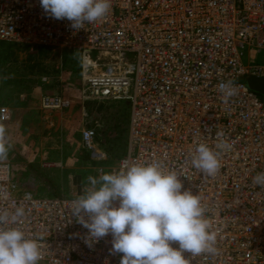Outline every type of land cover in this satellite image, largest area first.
Segmentation results:
<instances>
[{
	"label": "built area",
	"instance_id": "1",
	"mask_svg": "<svg viewBox=\"0 0 264 264\" xmlns=\"http://www.w3.org/2000/svg\"><path fill=\"white\" fill-rule=\"evenodd\" d=\"M111 2L106 18L77 31L45 13L40 0H0V42L77 52L82 99L127 103L126 152L109 174L159 162L201 197L218 251L185 253L189 264H264V186L253 182L264 172V98L245 84L264 77V66L243 63L246 52L254 60L264 50V0ZM92 53L106 62L91 60ZM229 80L238 88L225 98L219 85ZM68 106L58 96L40 99L45 110ZM11 116L0 107V122ZM95 133L82 129L81 146L102 160ZM220 140L232 146L221 152L220 172L208 177L192 156L200 143L215 148ZM36 194L19 188L11 167L0 164V211L25 210L20 223L0 227L39 238V264H120L111 234L86 243L88 229L72 214L80 195Z\"/></svg>",
	"mask_w": 264,
	"mask_h": 264
},
{
	"label": "clouds",
	"instance_id": "2",
	"mask_svg": "<svg viewBox=\"0 0 264 264\" xmlns=\"http://www.w3.org/2000/svg\"><path fill=\"white\" fill-rule=\"evenodd\" d=\"M40 4L45 13L67 19L77 31L106 18L112 7L111 0H40ZM219 88L229 98L238 86L229 80ZM231 146L225 140L215 148L200 143L192 166L215 177L222 167L221 152ZM10 148L6 130L0 126V164L8 160ZM88 182L84 194L72 202V214L88 229L90 246L111 234L112 251L123 254L120 264H189L185 253H217L216 232L201 197L184 189L177 174L165 171L159 162L135 164L99 178L89 176ZM253 182L264 186V172ZM24 216L23 207L0 211V225H16ZM42 259L39 238H29L18 227H0V264H39Z\"/></svg>",
	"mask_w": 264,
	"mask_h": 264
},
{
	"label": "rangeland",
	"instance_id": "3",
	"mask_svg": "<svg viewBox=\"0 0 264 264\" xmlns=\"http://www.w3.org/2000/svg\"><path fill=\"white\" fill-rule=\"evenodd\" d=\"M14 48L13 55L0 50V107L12 113L9 121L0 122L11 145L4 163L11 167L18 184L27 183L23 189L32 188L29 184L37 180L42 169L58 179L71 171L77 175L83 171L84 177L76 183L81 189L78 195H83L89 186V176L99 178L109 174L124 156L127 113L118 101L82 99L84 86L79 53L62 48H49L39 53L35 47L28 51ZM247 54L244 64L264 66V50L254 60H249ZM97 58L98 55L92 53L91 60L106 62ZM42 96H58L68 100L69 106L63 110L42 109ZM84 128L96 131L95 139L100 145L97 150L104 154L102 160L92 159L90 164L80 160L89 152L80 144V132Z\"/></svg>",
	"mask_w": 264,
	"mask_h": 264
},
{
	"label": "trees",
	"instance_id": "4",
	"mask_svg": "<svg viewBox=\"0 0 264 264\" xmlns=\"http://www.w3.org/2000/svg\"><path fill=\"white\" fill-rule=\"evenodd\" d=\"M5 43L6 42H0V46H2V48L0 49L1 52L6 51L7 53H10L12 55L14 53L13 51L14 47H15L14 49H18V50L22 49L24 51H28L30 48L29 46H26V45H19V44H12V43L8 47H6V46H3V44ZM49 48L50 47H46V46H37L34 49H36L37 52L39 53V52H46V49H49ZM118 103L124 107L125 112L127 113V109H128L127 103L125 101H120V102L118 101ZM124 120H125V125H127V115H125ZM81 160L85 164L92 163L89 152H85ZM69 173H68L69 175L68 174L64 175L63 179L62 178L58 179V178L53 177L49 173H47L45 169H42V171H40L38 174L40 180L34 183V185L32 184L34 187L32 186L31 187L34 188V190H36L37 192L36 195L38 196H41V195L66 196V197H72L74 195L77 196L80 187L78 184L76 185V183L79 182L80 179L84 177V176L82 177L83 171H80L78 175L76 172L72 173V171ZM39 182H41V184H39ZM26 184L20 185L19 183L18 187L23 189L22 186L24 187ZM28 190H32V189L29 188Z\"/></svg>",
	"mask_w": 264,
	"mask_h": 264
},
{
	"label": "water",
	"instance_id": "5",
	"mask_svg": "<svg viewBox=\"0 0 264 264\" xmlns=\"http://www.w3.org/2000/svg\"><path fill=\"white\" fill-rule=\"evenodd\" d=\"M245 84L248 86L249 89L258 93L264 98V77L257 78V77H247L245 79Z\"/></svg>",
	"mask_w": 264,
	"mask_h": 264
},
{
	"label": "crops",
	"instance_id": "6",
	"mask_svg": "<svg viewBox=\"0 0 264 264\" xmlns=\"http://www.w3.org/2000/svg\"><path fill=\"white\" fill-rule=\"evenodd\" d=\"M114 102V101H113ZM11 118H12V116H11ZM128 125H129V109L127 110V128H128ZM94 142H95V145H96V148L97 147H99L100 145H99V142H98V140H97V138L96 139H94ZM101 143H103L102 141H101ZM100 143V144H101ZM126 143H127V136H126ZM80 144H81V142H80ZM102 145V144H101ZM82 147V146H81ZM91 158V157H90ZM80 160H81V157H80ZM91 160H92V158H91ZM50 175H52V174H50ZM38 180H40L39 179V177L37 178V180H35L34 181V183L35 182H38ZM34 183H28L30 186H32V187H34L33 185H34ZM33 184V185H32ZM39 184H41V182H39ZM33 191H35L36 192V190H34V188H31ZM81 190V189H80ZM37 193V192H36Z\"/></svg>",
	"mask_w": 264,
	"mask_h": 264
}]
</instances>
